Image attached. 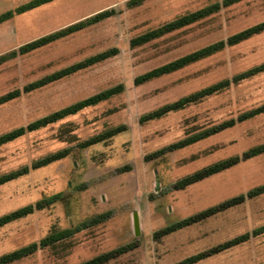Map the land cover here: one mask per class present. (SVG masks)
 I'll return each mask as SVG.
<instances>
[{
	"label": "rangeland",
	"instance_id": "374dc122",
	"mask_svg": "<svg viewBox=\"0 0 264 264\" xmlns=\"http://www.w3.org/2000/svg\"><path fill=\"white\" fill-rule=\"evenodd\" d=\"M29 0H0V14ZM53 0L0 23V55L108 8L116 14L0 64V96L111 47L118 54L0 105V135L116 84L124 91L53 124L0 145V175L29 171L0 185V216L63 191V198L0 227V256L39 242L59 228L107 217L74 236L8 264H81L120 247L104 264H173L264 226V153L182 189L179 178L264 143V112L221 132L153 152L264 103V71L181 110L141 121L162 105L264 62V31L171 74L136 84L156 66L264 21V0H241L145 44L130 39L185 13L223 0ZM123 128L108 136V133ZM94 135L101 141L82 146ZM63 152L46 166L34 161ZM149 157V158H147ZM244 194L239 204L170 234L155 232ZM141 233L135 235L134 212ZM194 264H264V231Z\"/></svg>",
	"mask_w": 264,
	"mask_h": 264
},
{
	"label": "trees",
	"instance_id": "16d2710c",
	"mask_svg": "<svg viewBox=\"0 0 264 264\" xmlns=\"http://www.w3.org/2000/svg\"><path fill=\"white\" fill-rule=\"evenodd\" d=\"M53 0H29L13 9H8L0 14V23H3L9 19H11L13 16L22 14L26 11H29L31 9H34L40 5L49 3ZM144 0H128L127 5L128 6H135L140 3H142ZM241 0H223L222 3L220 2H214L212 4H209L207 6H204L200 9L194 10L192 12L185 13L179 17H176L173 20H170L166 23H164L161 26H158L156 28L147 30L137 36H134L130 39V45L135 47L142 44H145L157 37H160L168 32H171L173 30H176L178 28H181L183 26H186L192 22L197 21L198 19H201L217 10L220 9L221 6H227L230 4H233L235 2H238ZM115 8H108L104 9L102 11H99L88 18L84 20H80L78 22H75L73 24H70L62 29L53 31L51 33L42 35L36 39H33L29 42H26L22 45H20L18 48L13 49L7 53L0 55V64H2L5 61H8L12 58H15L19 55L27 54L31 51H34L40 47H43L45 45H48L54 41H57L61 38H64L72 33H75L85 27H88L90 25L96 24L100 21L105 20L108 17H111L116 14ZM264 31V21H261L257 24H254L252 26H249L245 29H242L230 36H228L226 39L218 40L216 42L210 43L206 46H203L201 48H198L196 50H193L191 52H188L182 56H179L173 60H170L168 62H165L159 66H156L144 73L138 74L134 78V82L136 84H143L145 82H148L150 80L162 77L164 75L171 74L175 71H178L180 69H183L184 67L195 63L197 61H200L204 58H207L221 50H223L226 46H233L241 41H244L256 34H259ZM119 48L118 47H111L106 50H103L101 52H98L96 54L87 56L79 61H76L74 63H71L65 67H62L58 70H55L37 80H34L28 84H26L23 89H13L3 95L0 96V105L9 101H12L16 98H18L23 93H30L36 89L42 88L52 82L58 81L64 77H67L73 73H76L80 70L86 69L90 66L95 65L98 62H101L109 57H112L116 54H118ZM264 71V62L254 66L250 69H247L246 71H243L241 73H238L234 75L232 78H225L220 81H217L215 83H212L208 86H205L199 90H196L194 92H191L189 94H186L172 102L166 103L159 107L158 109H155L141 117V121H148L150 119H155L158 117H161L168 112L171 111H178L181 110L193 103H196L200 101L201 99L220 93L224 91L225 89H228L233 83L240 82L241 80L251 77L253 75H256L258 73H261ZM124 91V84L119 83L114 86L105 88L97 93H94L88 97H85L83 99H80L78 101H75L65 107H62L60 109H57L49 114H46L38 119H35L31 122H29L26 126H19L16 127L8 132H5L0 135V145L7 143L9 141H13L27 132L35 131L40 128L46 127L50 124H53L67 116L73 115L78 113L79 111L83 110L84 108L97 105L98 103L108 100ZM264 112V103L260 106H257L253 109L244 111L240 113L236 118L232 117L229 119H226L218 124L213 125L212 127H208L203 129L202 131L193 134L190 137H187L185 139H181L177 142L171 143L167 145L164 148H161L152 154L150 156H158L161 154H164L167 151L176 150L179 148H182L184 146H187L188 144H191L193 142H196L200 139L206 138L212 134L221 132L227 128H230L234 126L237 122L245 121L249 118H252L258 114H261ZM123 128H117L111 132L108 133V136H112L120 131H122ZM105 136L101 135H94L90 137L89 139L83 141L81 143L82 146H89L92 144H95L99 141H101ZM264 153V143L251 147L248 150L244 151L242 155H237L234 157H230L227 159L220 160L218 162L212 163L202 169L196 170L193 173H190L186 176H183L179 178L176 182L173 183L172 187L174 189H182L185 188L193 183H196L206 177H209L213 174H216L218 172H221L242 159L251 158L257 155H260ZM65 155L63 152H54L51 154H48L44 156L43 158H40L36 161H34L31 165L32 168H40L43 166H46L56 160H59ZM149 158V157H147ZM29 171V166L24 167L22 170L10 172L8 174L0 175V185L4 184L7 181H10L14 178H17L21 176L24 173H27ZM261 193H264V185L255 187L248 191L247 197H253L256 195H259ZM63 191H60L54 195L44 197L41 200L36 201L35 204H28L25 206H22L16 210H13L5 215L0 216V227L14 221L16 219H19L21 217L27 216L34 212L36 209H41L46 207L47 205H50L60 199L63 198ZM246 199V196L244 194L227 199L226 201L220 203L217 206L210 207L208 209H205L201 212H198L196 214H193L191 216H188L182 220L176 221L174 223H171L164 228L160 229L159 231L155 232V237L162 236L166 234H170L171 232L181 229L185 226H188L190 224H193L199 220H202L218 210L227 208L229 206H233L236 204L241 203ZM107 217L106 214L98 215L94 218H91L89 221H84L81 224L75 226V227H65V228H59L52 231L48 236L42 238L39 242H32L25 246H22L18 249L12 250L8 253H5L0 256V264H8L13 261L19 260L23 257H26L32 253H34L39 247H45L51 243H54L59 240L68 239L79 230L98 223L102 220H104ZM264 231V226L259 227L255 229L252 233H245L242 235H239L225 243H222L216 247H213L209 250L200 252L198 254H194L191 256H188L176 263L173 264H194L211 254L218 252L222 249L228 248L230 246L245 242L246 240L250 239L251 235H256ZM134 244H124L120 247L114 248L110 251L101 253L92 259H89L87 261H84L81 264H104L112 259L117 258L118 256L130 251L134 248Z\"/></svg>",
	"mask_w": 264,
	"mask_h": 264
},
{
	"label": "water",
	"instance_id": "95a60500",
	"mask_svg": "<svg viewBox=\"0 0 264 264\" xmlns=\"http://www.w3.org/2000/svg\"><path fill=\"white\" fill-rule=\"evenodd\" d=\"M134 230H135V235L137 236L140 235L141 225H140V219H139V215L137 211L134 212Z\"/></svg>",
	"mask_w": 264,
	"mask_h": 264
},
{
	"label": "crops",
	"instance_id": "0c3cea01",
	"mask_svg": "<svg viewBox=\"0 0 264 264\" xmlns=\"http://www.w3.org/2000/svg\"><path fill=\"white\" fill-rule=\"evenodd\" d=\"M5 215V214H4Z\"/></svg>",
	"mask_w": 264,
	"mask_h": 264
}]
</instances>
